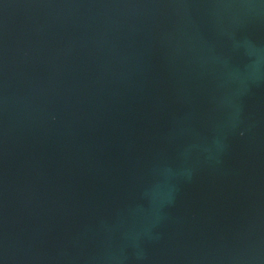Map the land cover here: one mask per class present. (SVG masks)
Instances as JSON below:
<instances>
[{
	"label": "water",
	"instance_id": "95a60500",
	"mask_svg": "<svg viewBox=\"0 0 264 264\" xmlns=\"http://www.w3.org/2000/svg\"><path fill=\"white\" fill-rule=\"evenodd\" d=\"M0 264H264V0H0Z\"/></svg>",
	"mask_w": 264,
	"mask_h": 264
}]
</instances>
